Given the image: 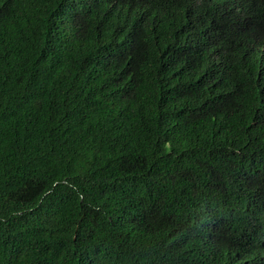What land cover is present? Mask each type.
Returning a JSON list of instances; mask_svg holds the SVG:
<instances>
[{"label": "trees", "instance_id": "obj_1", "mask_svg": "<svg viewBox=\"0 0 264 264\" xmlns=\"http://www.w3.org/2000/svg\"><path fill=\"white\" fill-rule=\"evenodd\" d=\"M0 264H264V0H0Z\"/></svg>", "mask_w": 264, "mask_h": 264}, {"label": "bare ground", "instance_id": "obj_2", "mask_svg": "<svg viewBox=\"0 0 264 264\" xmlns=\"http://www.w3.org/2000/svg\"><path fill=\"white\" fill-rule=\"evenodd\" d=\"M206 3V2H205ZM72 6V5H71ZM64 7V6H63ZM188 8V7H187ZM205 8V7H204ZM184 13V12H183ZM200 14V13H199ZM193 16V15H192ZM201 22V21H200ZM199 23V22H198ZM174 25V24H173ZM200 27V25H199ZM169 41V40H168ZM6 43V42H5ZM176 47V46H175ZM176 60V59H175ZM239 62V61H238ZM206 63V62H205ZM182 65V64H181ZM216 66V65H215ZM204 71V70H203ZM199 74V73H198ZM233 78V77H232ZM203 79V78H202Z\"/></svg>", "mask_w": 264, "mask_h": 264}]
</instances>
